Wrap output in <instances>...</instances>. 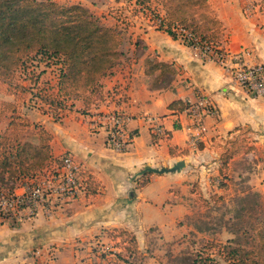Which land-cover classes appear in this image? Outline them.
<instances>
[{
  "label": "crops",
  "instance_id": "obj_1",
  "mask_svg": "<svg viewBox=\"0 0 264 264\" xmlns=\"http://www.w3.org/2000/svg\"><path fill=\"white\" fill-rule=\"evenodd\" d=\"M71 1L70 6L81 5L95 15L108 8L103 6L106 1ZM208 1L224 25L219 48L233 62L264 66L263 0ZM131 4L129 9L136 7L134 0ZM119 6L124 3L119 2ZM158 11L164 15V11ZM140 16L136 17L139 21ZM150 20L146 21L149 25H138L124 33V57L102 81L103 101L87 108L83 100H73L58 121L52 111L24 110V118L53 135V161L70 154L85 173L95 178L100 189L96 197H81L52 214L40 211L34 220L22 224L0 217V264H32L33 251L44 246L56 247L58 264H79L84 253L93 257L97 243L106 244L114 254L121 253V247L109 238L113 230L135 235L139 250L142 242L157 237L178 239L187 231L185 220L191 216L197 198L193 194L195 186L206 195L212 191L211 177H220L221 162L213 141L238 127L255 133V151L232 160L231 171L250 177L252 191L264 199V99L251 97L235 83L232 71L173 40ZM155 56L175 70L174 76L157 86L156 76L147 75L148 61ZM15 96L5 100L15 104ZM177 101L185 107L198 106V115L171 110L169 106ZM114 111L127 117L126 131L134 137L126 153L107 147L106 132L97 122L101 115ZM149 117L157 119L155 125L147 120ZM31 142L37 144V136ZM181 161L186 166L181 172L153 174L149 183L138 189L147 168H173ZM15 189L22 192L20 184ZM216 192L221 193V189ZM114 254L103 257V264H115L111 259Z\"/></svg>",
  "mask_w": 264,
  "mask_h": 264
},
{
  "label": "trees",
  "instance_id": "obj_2",
  "mask_svg": "<svg viewBox=\"0 0 264 264\" xmlns=\"http://www.w3.org/2000/svg\"><path fill=\"white\" fill-rule=\"evenodd\" d=\"M134 1L136 8L173 40H179L185 32L191 35L194 43L220 46L224 25L208 0ZM158 7L163 9L164 15L160 14ZM125 42L126 37L118 26L102 24L93 12L81 5L0 0V81L7 85L9 96H15L19 89L23 90L13 83L17 74L27 73L29 64L44 63L48 68L57 66L59 77L54 94L40 95L43 104L62 111L68 102L80 99L87 108L91 107L105 99L102 81L120 64L124 57L121 48ZM156 57L148 61L147 69L148 76H156L155 86L175 75L172 65L160 62ZM169 108L175 111L189 109L181 101L172 103ZM5 109L12 114L6 132L0 136V187L14 191L21 180L43 171L52 163L53 135L27 118L16 117V104L3 103L0 116ZM32 126L36 130L37 144L22 136L23 131ZM254 136L249 128L238 127L226 137L213 141L221 162V176L228 178L225 173L232 160L255 151ZM170 151L174 153L173 148ZM152 175L143 174L138 189L146 186ZM87 176L88 191L85 196L96 197L100 185L92 175ZM220 186L223 190L228 189L226 183ZM193 192L199 193L196 186ZM199 197L203 199L202 194ZM252 230L255 247L245 249L231 243L224 246L207 244L204 253L193 259L192 264H221L214 254H218L224 264H264V216L255 221ZM109 238L122 249L121 253L115 254L120 261L127 263L126 260L133 257L143 258L139 242L132 233L113 230Z\"/></svg>",
  "mask_w": 264,
  "mask_h": 264
},
{
  "label": "rangeland",
  "instance_id": "obj_3",
  "mask_svg": "<svg viewBox=\"0 0 264 264\" xmlns=\"http://www.w3.org/2000/svg\"><path fill=\"white\" fill-rule=\"evenodd\" d=\"M39 1L59 2L60 5L63 6H70V3H72L71 0ZM99 1L100 3L106 1L105 3L103 2V6L108 7L103 10V12H97V15L98 13H102L101 15H96L104 25L111 27L118 26L123 33L128 32L127 30L138 25H149L146 24V21L150 19V17L145 16L143 12H140L136 7L129 9L131 8L130 6H132V0ZM119 2H123L124 6H119ZM157 9L163 11L161 7ZM104 13H108V15ZM140 14L142 15V18H140L141 21L136 19V17H141ZM147 15H149L148 12ZM108 16L118 20L120 24L117 23L118 21L108 18ZM150 21L152 22V20ZM113 23L115 25H113ZM179 40H182L181 36ZM128 42L129 41H127V44ZM140 42L141 41H138V43ZM28 67L27 73L23 74L20 72L13 81L15 85L23 88V90H17L15 99L13 100L17 108L16 117L23 118L22 114H24V110L34 111L36 113L52 111L51 114H53L55 120L58 121L60 119L59 115L64 113L67 109L62 111L51 109L41 102L40 95H52L53 90L57 89L59 68L55 65H51L50 68H48L44 63H35L32 64V66L29 64ZM7 91V85L2 84L0 81V111L3 103L7 102L8 99H13L10 98ZM11 114L12 113L5 109L4 114L0 116V136L4 135L6 132ZM33 124L37 125L36 123ZM35 131L34 126L24 130V133H22L23 139L29 141L33 140L35 138ZM247 167L251 168L250 166ZM225 174L228 175V178L221 175L220 177H211L210 185L212 191L207 192L206 195L203 194L204 192L197 193L198 195L193 205V212L191 216L185 220L187 224V231L185 234L174 241H166L163 238L160 239L157 237L155 241L142 242L141 250L143 258L140 260L138 257H133L126 260L127 263L192 264L193 259L197 258L199 254L204 253L203 250L207 244L224 246L231 243L232 245H239L245 249L255 247V233L252 230V226L258 218L264 216V199L260 194L252 191V186L249 184L250 177L245 176L246 178H243L241 174L235 175L233 171H231V167H229V170ZM217 178L220 179L219 182H217ZM222 183H226L228 186L227 190L221 188L220 185ZM213 186L216 187L213 188ZM217 188L218 190L221 189V193L216 192ZM200 194H202L203 199L199 197ZM111 249L112 248L106 244L101 245L97 243L91 253L93 257L89 258L87 257L88 254L84 253V259H80L78 263L103 264V257H106V255L111 256L115 253L110 252ZM36 251H39L38 255H35ZM57 253L55 246L38 248L33 251L34 261H32V264H58ZM117 253L118 252H116V254ZM214 257L221 264H224L218 254H214ZM99 258H101V260ZM111 259L116 261L115 264L121 262L115 254ZM107 264L113 263L107 262Z\"/></svg>",
  "mask_w": 264,
  "mask_h": 264
},
{
  "label": "built area",
  "instance_id": "obj_4",
  "mask_svg": "<svg viewBox=\"0 0 264 264\" xmlns=\"http://www.w3.org/2000/svg\"><path fill=\"white\" fill-rule=\"evenodd\" d=\"M181 42L196 51L201 57L212 60L233 73L235 83L253 98L264 99V66H243L230 60L227 52L213 45L194 43L191 35L182 32ZM189 112L198 115V106H190ZM208 113L213 110L206 108ZM127 117L120 111L103 114L97 120L101 123L109 149L126 153L134 138L126 131ZM147 120L155 125L157 119ZM160 130V128L154 127ZM198 129L200 126L198 124ZM201 130V129H200ZM21 193L0 187V217L3 221L22 224L34 220L40 211L52 214L58 207L73 203L84 197L88 191V176L70 154H65L43 171L21 180ZM17 185V184H16ZM36 251L35 255H38Z\"/></svg>",
  "mask_w": 264,
  "mask_h": 264
},
{
  "label": "water",
  "instance_id": "obj_5",
  "mask_svg": "<svg viewBox=\"0 0 264 264\" xmlns=\"http://www.w3.org/2000/svg\"><path fill=\"white\" fill-rule=\"evenodd\" d=\"M185 167H186L185 162L181 161L177 163V165L173 166V168H162V169L147 168L144 171V173H151L155 175L174 174L177 172H181Z\"/></svg>",
  "mask_w": 264,
  "mask_h": 264
}]
</instances>
